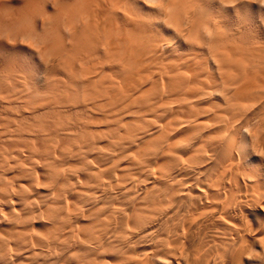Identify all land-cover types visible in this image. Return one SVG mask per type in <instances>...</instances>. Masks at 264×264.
<instances>
[{
    "label": "bare ground",
    "instance_id": "6f19581e",
    "mask_svg": "<svg viewBox=\"0 0 264 264\" xmlns=\"http://www.w3.org/2000/svg\"><path fill=\"white\" fill-rule=\"evenodd\" d=\"M0 264H264V0H0Z\"/></svg>",
    "mask_w": 264,
    "mask_h": 264
},
{
    "label": "snow or ice",
    "instance_id": "6c2138e0",
    "mask_svg": "<svg viewBox=\"0 0 264 264\" xmlns=\"http://www.w3.org/2000/svg\"><path fill=\"white\" fill-rule=\"evenodd\" d=\"M145 3H147V0H144Z\"/></svg>",
    "mask_w": 264,
    "mask_h": 264
}]
</instances>
